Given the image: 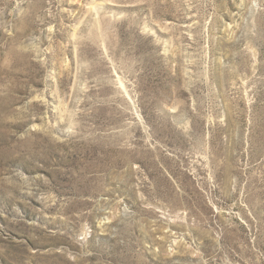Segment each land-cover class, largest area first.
I'll list each match as a JSON object with an SVG mask.
<instances>
[{
  "label": "rangeland",
  "instance_id": "obj_1",
  "mask_svg": "<svg viewBox=\"0 0 264 264\" xmlns=\"http://www.w3.org/2000/svg\"><path fill=\"white\" fill-rule=\"evenodd\" d=\"M0 264H264V0H0Z\"/></svg>",
  "mask_w": 264,
  "mask_h": 264
}]
</instances>
